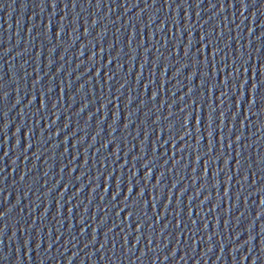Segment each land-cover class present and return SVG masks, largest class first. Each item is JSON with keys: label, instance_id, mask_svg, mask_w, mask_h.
<instances>
[{"label": "water", "instance_id": "obj_1", "mask_svg": "<svg viewBox=\"0 0 264 264\" xmlns=\"http://www.w3.org/2000/svg\"><path fill=\"white\" fill-rule=\"evenodd\" d=\"M0 264H264V0H0Z\"/></svg>", "mask_w": 264, "mask_h": 264}]
</instances>
